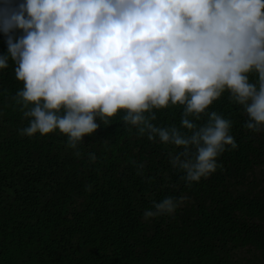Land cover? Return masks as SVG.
<instances>
[{"label": "trees", "instance_id": "obj_1", "mask_svg": "<svg viewBox=\"0 0 264 264\" xmlns=\"http://www.w3.org/2000/svg\"><path fill=\"white\" fill-rule=\"evenodd\" d=\"M6 41L0 32V56ZM14 68L9 59L0 70V264H264V127L247 129L228 91L188 119L199 128L216 112L231 121L237 147L226 145L216 170L189 184L172 163L183 149L149 140L124 110L108 124L97 117L76 148L59 131L21 135L29 120ZM248 75L258 87V74ZM183 111L153 109L151 123L191 135ZM167 197L180 201L173 214L144 218Z\"/></svg>", "mask_w": 264, "mask_h": 264}, {"label": "clouds", "instance_id": "obj_2", "mask_svg": "<svg viewBox=\"0 0 264 264\" xmlns=\"http://www.w3.org/2000/svg\"><path fill=\"white\" fill-rule=\"evenodd\" d=\"M15 30L23 34L14 40ZM0 32L8 48L0 70L10 59L23 83L15 99L29 124L21 135L59 131L76 148L100 126L97 117L108 124L124 110L149 140L183 149L172 163L190 184L237 145L230 120L213 111L197 128L189 116L228 91L244 107L245 127H264V0H24L15 8L4 0ZM169 105L184 106L181 127L191 135L151 123L153 109ZM179 202H154L144 218L171 215Z\"/></svg>", "mask_w": 264, "mask_h": 264}]
</instances>
